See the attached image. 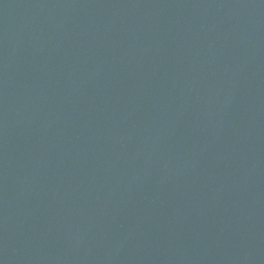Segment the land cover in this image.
Instances as JSON below:
<instances>
[{"label": "water", "instance_id": "95a60500", "mask_svg": "<svg viewBox=\"0 0 264 264\" xmlns=\"http://www.w3.org/2000/svg\"><path fill=\"white\" fill-rule=\"evenodd\" d=\"M0 264H264V0H0Z\"/></svg>", "mask_w": 264, "mask_h": 264}]
</instances>
